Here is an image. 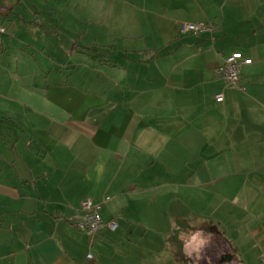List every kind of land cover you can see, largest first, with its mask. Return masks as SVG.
Instances as JSON below:
<instances>
[{
	"label": "crops",
	"instance_id": "1",
	"mask_svg": "<svg viewBox=\"0 0 264 264\" xmlns=\"http://www.w3.org/2000/svg\"><path fill=\"white\" fill-rule=\"evenodd\" d=\"M31 1L0 0V264H178L196 230L205 264L263 255L264 0ZM15 27L39 42L14 60ZM234 53L238 86L216 75ZM85 199L118 229L79 231ZM149 225L170 251L135 245Z\"/></svg>",
	"mask_w": 264,
	"mask_h": 264
},
{
	"label": "built area",
	"instance_id": "2",
	"mask_svg": "<svg viewBox=\"0 0 264 264\" xmlns=\"http://www.w3.org/2000/svg\"><path fill=\"white\" fill-rule=\"evenodd\" d=\"M215 27L204 23L198 24H181V33L184 35L195 34L199 35L204 32H213ZM8 34V29L4 25H0V38ZM241 55L234 53L226 58L224 63L216 70V75L224 79L229 85L238 86L241 79ZM218 100L222 99V95L217 96ZM107 200H110L109 198ZM102 206L94 203L91 199H85L82 207L77 215L75 223L76 228L91 237L99 236L103 230L109 229L115 232L118 229V224L115 221L105 222L103 219ZM89 259H93L92 255H88ZM262 262L264 258L262 257Z\"/></svg>",
	"mask_w": 264,
	"mask_h": 264
},
{
	"label": "rangeland",
	"instance_id": "3",
	"mask_svg": "<svg viewBox=\"0 0 264 264\" xmlns=\"http://www.w3.org/2000/svg\"><path fill=\"white\" fill-rule=\"evenodd\" d=\"M59 3H65V0H59ZM32 4H34V1L21 0V3L19 5L20 7L18 8L19 9L18 11L24 12L28 17L31 18L33 16V12L35 10L33 8ZM36 8H38V7L36 6ZM21 22L22 21L19 20V22H17L18 23L17 25H19ZM15 28H14V30H12L14 32V33L12 32V36L18 37V39L14 38V41L10 45L11 49H12V53H10V56H11L10 59H14V60L18 56V53H21L20 44H19V41H18V40H21L20 38H22L23 40L28 41V40H31L30 38H33L35 36L33 41L34 42H39L38 41L39 39L37 38V35H32L31 34V35L28 36V35H26V33L23 30H18L17 27H15ZM9 37L10 36L5 37V38L8 39ZM164 220H165V223H167V221L170 220V217L165 214L164 215ZM197 223H199V222H197ZM167 224H169V223H167ZM182 225H183L182 223L179 224V226H178V227H180L179 230H176L175 227L173 228L170 225H165L166 227H163L161 229L162 230L161 232L156 231V227H151V225H149L147 227L148 228L147 232H148L149 242L148 243L147 242H141L140 243V241H136L135 245H137L139 249H142L143 251H146L148 253L154 252V251H161L162 252V250L166 253V252L170 251L171 248L173 247L172 241L170 240V235L167 236L168 233H174V231L176 230L174 234L175 235H179V233L182 234L183 228L185 230H187L188 233H189V230H191L190 233H192L196 228H199V226H195V227H193L191 225L188 226L187 223H185L184 226H182ZM158 229H160V228H158ZM138 230L141 231L142 229L138 227ZM187 231H186V233H187ZM196 232H197V230H196ZM207 232H209V229L207 230ZM156 235H157L158 239H160L157 242L155 241ZM132 248H136V247H132ZM212 249L220 250L221 247L215 241L213 243ZM257 249H258L259 254L256 252V255L254 254L255 256L253 258H249L248 259L249 264H264V262H262V257H259L260 254L262 255V250H260L259 247H257ZM155 256L156 255H154V257H152L148 261V264H155V261H156V257ZM251 256H252V254L250 255V257ZM262 256L264 258V251H263V255ZM166 258H168V257H166V255H165V257H163V259H157L158 264H170V261H169L170 259H168V261H166ZM174 260H176V259H174ZM187 262H188V264H205L203 258L197 260L196 258L195 259H193V258H191V259L188 258L187 259V258L181 257V258L178 259V264H187Z\"/></svg>",
	"mask_w": 264,
	"mask_h": 264
},
{
	"label": "clouds",
	"instance_id": "4",
	"mask_svg": "<svg viewBox=\"0 0 264 264\" xmlns=\"http://www.w3.org/2000/svg\"><path fill=\"white\" fill-rule=\"evenodd\" d=\"M192 226L195 227L196 225L193 223ZM196 239H197V243L193 251L196 253V259L199 260L201 250L204 249L205 246L210 244V240L208 236L204 234V232L199 231V230H197L196 232ZM185 253L187 254L189 259L192 258V253L187 251V246H186Z\"/></svg>",
	"mask_w": 264,
	"mask_h": 264
},
{
	"label": "trees",
	"instance_id": "5",
	"mask_svg": "<svg viewBox=\"0 0 264 264\" xmlns=\"http://www.w3.org/2000/svg\"><path fill=\"white\" fill-rule=\"evenodd\" d=\"M76 46V45H75ZM215 232V231H214ZM217 243L219 244V245H221L222 243L220 242V239H218L217 240Z\"/></svg>",
	"mask_w": 264,
	"mask_h": 264
}]
</instances>
